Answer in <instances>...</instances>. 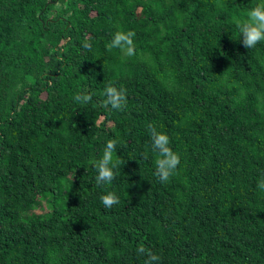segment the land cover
Here are the masks:
<instances>
[{
    "label": "trees",
    "instance_id": "trees-1",
    "mask_svg": "<svg viewBox=\"0 0 264 264\" xmlns=\"http://www.w3.org/2000/svg\"><path fill=\"white\" fill-rule=\"evenodd\" d=\"M256 2L0 0V264H264V43L234 22ZM129 30L134 55L106 48ZM149 124L181 156L164 183Z\"/></svg>",
    "mask_w": 264,
    "mask_h": 264
},
{
    "label": "clouds",
    "instance_id": "clouds-1",
    "mask_svg": "<svg viewBox=\"0 0 264 264\" xmlns=\"http://www.w3.org/2000/svg\"><path fill=\"white\" fill-rule=\"evenodd\" d=\"M234 22L239 29L240 38L242 37V43L246 48H255L258 44L264 43V0H257L254 6L241 17H234ZM135 35L136 33L132 30L127 32L117 31L113 35L111 42L106 45V48L109 51L118 48L125 52L126 55L132 56L135 54ZM83 47L91 49V44L87 39H85ZM104 95L106 97L104 100L106 107L110 105L114 110L126 108L128 103L127 89L123 86L117 87L110 82L104 89ZM74 99L77 102L87 104L92 100V95L78 93ZM148 129L152 140V151L158 153L153 161L155 166L154 174L160 182L164 183L176 174L181 163V156L170 147V137L166 133L157 131L153 124H149ZM118 143V139L108 140L103 150V156L95 165L98 172L96 176L98 185L111 184L119 174L120 167L124 164L121 159L114 158ZM257 188L264 192V177L258 180ZM100 201L105 208L111 209L114 205L119 204L120 198L114 192H107L101 195ZM137 252L139 255L147 256L144 264H155L161 259L143 245L137 249Z\"/></svg>",
    "mask_w": 264,
    "mask_h": 264
}]
</instances>
